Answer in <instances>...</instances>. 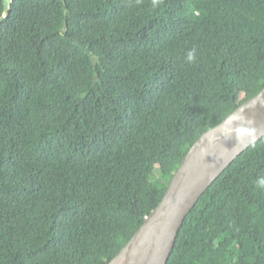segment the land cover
<instances>
[{
	"label": "trees",
	"instance_id": "trees-1",
	"mask_svg": "<svg viewBox=\"0 0 264 264\" xmlns=\"http://www.w3.org/2000/svg\"><path fill=\"white\" fill-rule=\"evenodd\" d=\"M0 19V264H108L194 141L264 88V0H0ZM260 179L264 136L166 264H264Z\"/></svg>",
	"mask_w": 264,
	"mask_h": 264
},
{
	"label": "water",
	"instance_id": "water-1",
	"mask_svg": "<svg viewBox=\"0 0 264 264\" xmlns=\"http://www.w3.org/2000/svg\"><path fill=\"white\" fill-rule=\"evenodd\" d=\"M263 136L264 88L194 141L155 209L108 264H166L185 217L201 195Z\"/></svg>",
	"mask_w": 264,
	"mask_h": 264
},
{
	"label": "clouds",
	"instance_id": "clouds-1",
	"mask_svg": "<svg viewBox=\"0 0 264 264\" xmlns=\"http://www.w3.org/2000/svg\"><path fill=\"white\" fill-rule=\"evenodd\" d=\"M186 59L189 63L194 62L196 59L195 49L189 50L186 54ZM257 187L261 190H264V179H260L257 181ZM147 217H145L146 219Z\"/></svg>",
	"mask_w": 264,
	"mask_h": 264
}]
</instances>
